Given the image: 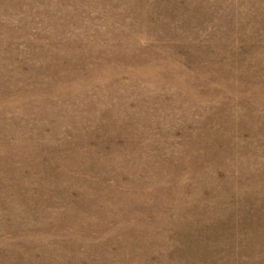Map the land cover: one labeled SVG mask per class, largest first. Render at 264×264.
Here are the masks:
<instances>
[{
	"label": "rangeland",
	"instance_id": "1",
	"mask_svg": "<svg viewBox=\"0 0 264 264\" xmlns=\"http://www.w3.org/2000/svg\"><path fill=\"white\" fill-rule=\"evenodd\" d=\"M0 264H264V0H0Z\"/></svg>",
	"mask_w": 264,
	"mask_h": 264
}]
</instances>
